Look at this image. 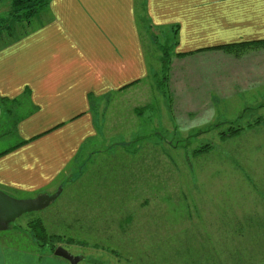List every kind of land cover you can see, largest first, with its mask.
Wrapping results in <instances>:
<instances>
[{
  "label": "rangeland",
  "instance_id": "1",
  "mask_svg": "<svg viewBox=\"0 0 264 264\" xmlns=\"http://www.w3.org/2000/svg\"><path fill=\"white\" fill-rule=\"evenodd\" d=\"M13 9V0H0V20ZM43 17L14 25L0 49ZM172 34L151 32L154 76L95 105V141L45 194L61 188L57 200L0 232V264H19L3 250L8 242L23 257L60 247L77 264H264V96L207 126L181 127L161 84V50H171ZM17 143L0 138V152Z\"/></svg>",
  "mask_w": 264,
  "mask_h": 264
},
{
  "label": "crops",
  "instance_id": "2",
  "mask_svg": "<svg viewBox=\"0 0 264 264\" xmlns=\"http://www.w3.org/2000/svg\"><path fill=\"white\" fill-rule=\"evenodd\" d=\"M43 18L0 49V138H18L0 152L9 197L48 194L89 154L95 105L155 75L151 32L173 33L167 89L181 127L207 126L264 96V0H50ZM8 243L19 264H62Z\"/></svg>",
  "mask_w": 264,
  "mask_h": 264
},
{
  "label": "water",
  "instance_id": "3",
  "mask_svg": "<svg viewBox=\"0 0 264 264\" xmlns=\"http://www.w3.org/2000/svg\"><path fill=\"white\" fill-rule=\"evenodd\" d=\"M61 192L62 189L60 188L53 195H40L35 199L18 200L0 191V232L6 231L11 223L15 222L24 214L46 209L57 200ZM54 256L62 258L70 262V264H77L79 262L78 257H74L67 250L60 247L55 249Z\"/></svg>",
  "mask_w": 264,
  "mask_h": 264
},
{
  "label": "trees",
  "instance_id": "4",
  "mask_svg": "<svg viewBox=\"0 0 264 264\" xmlns=\"http://www.w3.org/2000/svg\"><path fill=\"white\" fill-rule=\"evenodd\" d=\"M13 12L7 19L0 20V40H2L3 35L6 32H12L14 25H20L22 23L30 24L33 19H35L38 15L43 14L44 16L49 12V1L48 0H13ZM240 46V45H239ZM162 57V78L161 84L164 85L165 90L167 91V83L170 72V59L171 54L169 51L161 50ZM138 84L137 83H134ZM159 86H162V85ZM167 95V93H166ZM22 144H25L23 142ZM6 153L0 154V156ZM43 232V231H42ZM42 234L38 233L35 235V242L41 240ZM53 248V247H52ZM51 248V249H52ZM55 251V249H54Z\"/></svg>",
  "mask_w": 264,
  "mask_h": 264
}]
</instances>
